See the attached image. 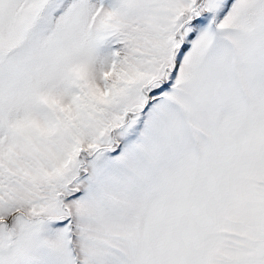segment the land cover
<instances>
[{"label": "snow or ice", "instance_id": "obj_1", "mask_svg": "<svg viewBox=\"0 0 264 264\" xmlns=\"http://www.w3.org/2000/svg\"><path fill=\"white\" fill-rule=\"evenodd\" d=\"M0 264H264V0H0Z\"/></svg>", "mask_w": 264, "mask_h": 264}]
</instances>
